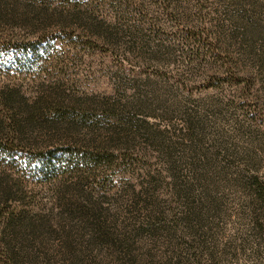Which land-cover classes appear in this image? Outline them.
Returning <instances> with one entry per match:
<instances>
[{"label": "rangeland", "instance_id": "rangeland-1", "mask_svg": "<svg viewBox=\"0 0 264 264\" xmlns=\"http://www.w3.org/2000/svg\"><path fill=\"white\" fill-rule=\"evenodd\" d=\"M81 1L91 8V25L75 26L81 38L55 25L0 24V103L3 93L17 92L40 105L30 108L39 146L0 152V182L11 192L0 203V222L22 210L52 215L101 203L110 220L136 223L145 220L146 200L221 196L213 237L186 239L200 244L208 264H264V231L256 223L264 214L260 220L254 212L258 193L249 180L264 182V0H129L127 8L124 0ZM192 30L197 40L190 43ZM208 38L210 50L202 51L199 39ZM223 60L251 75L239 84L222 80L226 68L215 67ZM56 101L89 119L59 130L74 158L63 156L70 144L48 140L59 134ZM125 127H132L129 142ZM94 143L111 161L81 159ZM218 148L229 152V165L202 162ZM174 206L182 213V200ZM161 243V264H175Z\"/></svg>", "mask_w": 264, "mask_h": 264}, {"label": "trees", "instance_id": "trees-1", "mask_svg": "<svg viewBox=\"0 0 264 264\" xmlns=\"http://www.w3.org/2000/svg\"><path fill=\"white\" fill-rule=\"evenodd\" d=\"M36 2L39 6L34 4L35 0H0V24L2 21L15 24L37 22L43 26V29L55 25L62 30L71 29L79 38L81 34H77L78 29L75 26L78 28V26L91 25L89 23L91 8L81 0H36ZM130 4L129 0L123 1L124 8L129 7ZM193 38L197 40L195 31L192 30L186 35V41L192 39L191 43ZM199 43L198 46L202 51L207 48V51L210 50L209 38L199 39ZM213 56L216 62L221 60L216 52ZM215 68H226V77L222 80L230 79L238 84L241 83L242 74L251 75L243 69H234L230 60H223V63L217 64ZM21 100L22 97L17 92L8 95L3 93V100L0 103L2 105L0 152L3 150L11 152L20 146V143L38 144L31 136V132H34L31 125L38 117L30 108L36 110L40 105L38 102L29 105ZM54 103L57 105L55 106L57 121L52 123V126L58 131L69 130L70 127L74 129L77 124L89 120L74 106L64 107L59 101ZM123 130H126V134L129 133L126 135L128 141L132 135V127H125L121 131ZM60 131L59 134L54 133V136L48 138L50 144H54L55 140L60 141L63 146L64 143L70 144L68 139H63L66 137ZM202 143H206L204 138ZM100 147L97 143L91 144L90 148L80 152L81 159L86 162L111 161L109 158L112 154ZM57 150L56 148L55 151ZM51 153V151L46 152L43 156L47 159L48 154ZM73 153L76 151L70 144L64 149L63 156L69 157ZM228 153L221 148L209 155L204 152L202 162L211 165L225 161L229 165L232 161ZM249 180L252 189L258 193L252 195H254V207L258 208H254V212L260 219L264 214V182L254 175H251ZM10 195L9 187L3 186L0 182V203L7 200ZM178 200H182L184 205L182 213H179L174 206V201ZM222 206L221 196L146 200L143 206L147 211L145 220L135 221L136 223L128 221L125 224H117L114 219L110 220L111 212L101 203L69 205L65 211L55 213L56 215L31 213L25 210L18 214L9 213L4 223L0 222V226L1 224L4 226L0 229V264H161L162 255L159 256L155 252L159 240L170 252L175 264L183 262L208 264L203 257L204 253L198 251L199 242L197 246L186 237L204 234L203 236L209 235L212 238L214 230L219 227ZM261 221L256 223L264 231V220ZM146 234L156 242L148 243L144 237ZM50 237L57 238L59 242L54 246L46 247L47 239ZM208 255L212 258L213 253ZM169 260L167 261L171 263Z\"/></svg>", "mask_w": 264, "mask_h": 264}]
</instances>
